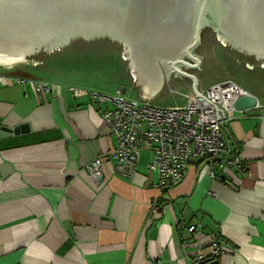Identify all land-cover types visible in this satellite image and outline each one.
<instances>
[{"label": "crops", "instance_id": "obj_1", "mask_svg": "<svg viewBox=\"0 0 264 264\" xmlns=\"http://www.w3.org/2000/svg\"><path fill=\"white\" fill-rule=\"evenodd\" d=\"M23 79L0 85V127L17 128L0 136V264H195L211 237L224 252L201 264H264V104L235 111L225 128L246 173L217 181L190 166L161 192L149 154L133 175L115 173V141L101 121L112 104L68 87L105 91ZM38 80L53 88L36 92ZM117 87L112 94L126 97ZM97 156L99 184L85 169ZM153 201L163 210L151 216Z\"/></svg>", "mask_w": 264, "mask_h": 264}, {"label": "water", "instance_id": "obj_2", "mask_svg": "<svg viewBox=\"0 0 264 264\" xmlns=\"http://www.w3.org/2000/svg\"><path fill=\"white\" fill-rule=\"evenodd\" d=\"M207 25L219 42L209 29L201 42ZM0 75L109 93L117 81L163 108L205 99L220 120L211 85L235 83L236 109L264 104V0H0Z\"/></svg>", "mask_w": 264, "mask_h": 264}, {"label": "built area", "instance_id": "obj_3", "mask_svg": "<svg viewBox=\"0 0 264 264\" xmlns=\"http://www.w3.org/2000/svg\"><path fill=\"white\" fill-rule=\"evenodd\" d=\"M11 79L22 82L19 77L0 75V85H7ZM36 92L47 91L52 85L43 81H33ZM68 89L73 96H89L92 101L111 103L103 111L101 121L107 126L115 141L111 156L114 171L129 177L137 171L143 151L150 153L148 169L157 175L156 187L166 191L178 185L190 166L199 167L204 175L212 180H221L224 173L236 170L246 173L239 156L231 152L225 138V128L235 118L234 112L242 113L245 109H236L239 98L238 86L231 82L211 85L210 100L222 105L227 118L216 120L214 106L203 99H187L185 108H163L126 98L124 94L87 90L74 86ZM262 104L251 107H261ZM87 175L94 183L102 181L101 158H93L85 167ZM210 194L213 192L210 190ZM149 215L161 213L163 206L156 202L149 205ZM196 224L188 227V232L195 230ZM208 253L199 247L193 262L201 264L207 257H216L224 251L216 237H211Z\"/></svg>", "mask_w": 264, "mask_h": 264}, {"label": "trees", "instance_id": "obj_4", "mask_svg": "<svg viewBox=\"0 0 264 264\" xmlns=\"http://www.w3.org/2000/svg\"><path fill=\"white\" fill-rule=\"evenodd\" d=\"M213 41H214V39H213ZM216 42V41H215ZM121 44V43H120ZM229 48H231V46L229 47ZM229 48H227L226 50H227V52L232 56V55H234V54H238L235 50H233V49H229ZM40 54V53H39ZM236 59H234V61L233 62H235L234 64H241V66H243V67H245V64H244V62L242 61L241 63H238L237 61H235ZM237 66H239V65H237ZM202 72H205V67H204V64H203V66H202V68H201V70L200 71H198V70H196V72H195V70H194V72L193 73H195L197 76H201L203 73ZM210 77H212V76H210ZM235 80L237 81V82H239L240 80H238V79H236L235 78ZM186 81H188V80H186ZM240 83V82H239ZM207 259H210V257H207V258H205V260L203 261V263L207 260Z\"/></svg>", "mask_w": 264, "mask_h": 264}, {"label": "rangeland", "instance_id": "obj_5", "mask_svg": "<svg viewBox=\"0 0 264 264\" xmlns=\"http://www.w3.org/2000/svg\"><path fill=\"white\" fill-rule=\"evenodd\" d=\"M76 86H80V85H76ZM117 86H122L123 88L125 87L126 88V92H127V89H128V85L126 84H123V83H120V82H117V81H114V88H113V91L116 90V87ZM81 87H84V88H91V87H85V86H81ZM109 94H112V93H109ZM126 95V94H125ZM133 100V99H131ZM135 101V100H134ZM148 154H149V157H150V153H148L147 151H144L141 155L142 157V160H146V158H148Z\"/></svg>", "mask_w": 264, "mask_h": 264}, {"label": "flooded vegetation", "instance_id": "obj_6", "mask_svg": "<svg viewBox=\"0 0 264 264\" xmlns=\"http://www.w3.org/2000/svg\"><path fill=\"white\" fill-rule=\"evenodd\" d=\"M207 29L210 30V37H212L216 42H219V41L216 40V33H215L214 30H213L210 26H208V25H207L206 27H204L203 30H202V33H201V42H202V39H203V37H204V31H208ZM212 38H211V39H212ZM201 42H200V44H201ZM119 43H120V42H119ZM200 44H199V45H200ZM199 45H198V46H199ZM198 46H197V47H198ZM197 47H196V48H197ZM251 55H254V54H251ZM253 58H254V59H257V57H256L255 55H254Z\"/></svg>", "mask_w": 264, "mask_h": 264}]
</instances>
